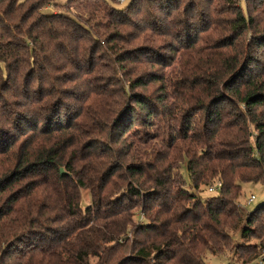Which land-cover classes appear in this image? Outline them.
Here are the masks:
<instances>
[{
    "label": "trees",
    "instance_id": "obj_1",
    "mask_svg": "<svg viewBox=\"0 0 264 264\" xmlns=\"http://www.w3.org/2000/svg\"><path fill=\"white\" fill-rule=\"evenodd\" d=\"M125 1L116 7L115 0H68L65 5L79 11L73 17L42 11L57 0H0V264H207V252L246 264L264 250V202L249 212L238 203L244 183L264 180V60L246 53L243 34L248 27L258 47L264 45V17L256 20L245 6H235L229 26L236 37L232 32L213 46L208 33L204 43L211 48L200 58L191 48L161 59L154 48L117 47L116 83L105 82L91 102L95 108L84 109L75 102L89 99L86 82L97 94L90 77L100 70L97 62L83 63L88 46H97L95 56L112 40L131 41L120 27H138L130 15L144 0ZM154 1L160 2L155 12L145 9L154 34L142 41H164L160 37H173L177 25L203 21L205 13L206 31L215 27V0L205 2L209 12L201 0ZM169 59L168 75L146 72ZM75 80L80 89L71 86ZM155 81L163 95L158 108L133 92ZM108 84L118 93L107 94ZM121 102L132 104L116 116L130 134L135 106L146 119L156 112L168 119L171 127L165 131L161 124L157 136L164 151L116 154L109 143L77 154L83 126L75 127L76 118L98 120L105 131V119ZM171 121L184 128H172ZM184 162L191 190L179 169ZM61 167L66 172L60 174ZM217 180L216 194L201 199L199 190ZM82 188L91 195L85 208Z\"/></svg>",
    "mask_w": 264,
    "mask_h": 264
},
{
    "label": "rangeland",
    "instance_id": "obj_2",
    "mask_svg": "<svg viewBox=\"0 0 264 264\" xmlns=\"http://www.w3.org/2000/svg\"><path fill=\"white\" fill-rule=\"evenodd\" d=\"M68 0H57L58 5H48L42 8V11L44 12H63V13H70L73 17L75 16V12L79 13V11L75 8V5L72 3V5L66 6ZM184 2H187L188 0H183ZM208 0H201L204 6V9L206 12H209L208 5L205 3ZM127 3V1L119 2L118 0H115L114 5L116 7H122ZM156 4H160V2H155L154 0H144L143 9L141 10H135L133 13H131V17L134 20V22L138 25V27H120L122 32L120 33L123 35V37L128 40L131 39L129 43L123 42V41H111L108 44H103V47H107L108 49H104V51L100 50L94 54L92 52L97 51V46L94 45L92 49L90 50L89 46L85 54L83 55V63L84 65H88L91 62H97L100 66V70L95 72L93 75H91L90 80L94 85H97L96 92L97 94L91 93V87L90 83L86 82L84 83L82 89L87 93V98H82L81 100L76 101L75 104L86 109L87 106L89 108H95L91 102L92 100L99 98L100 90L105 85V82H111L116 83L114 81V77L116 75H119L117 71L118 63H116V58L113 57V51L117 47H119V52L125 50H131L135 49L139 46L144 47H150L157 50V55L161 57V59H165L171 56H175L176 52L179 50V54L177 56H181L184 53L189 52L191 50L194 53L195 58H200L203 54L210 51V45H207L204 43L207 34H211L213 42L215 44L213 46H218L219 43L225 39H227L231 33L233 32V27L229 26V20L230 18H236L235 15H232L236 9L235 6L242 5L247 8V10L252 14L253 18L256 20H260V18L263 16L264 13H259L261 9L264 8V0H215L214 6L217 8L216 12H212L210 9V20L213 23L215 21V27H220L223 29H226V31H218L214 32L213 27L212 29H207L206 25L208 22V18L206 17V14H204L203 21H196L194 19H186V24L184 27H181L180 25H177L175 27V31L171 34H175L173 37L167 35L165 37H160L161 39H164V41L157 40L153 44L147 43L145 40H143L144 36L151 37L154 33L151 31L150 27L145 22V14H146V8L151 10L152 12H155V6ZM164 5H167L164 3ZM257 8V9H255ZM207 20V21H206ZM158 31V30H157ZM187 31V34L185 32ZM156 33V30H154ZM161 32H164V30H161ZM140 34V38L133 39L134 34ZM170 34V35H171ZM245 38H246V44L248 45L246 49V53L250 50L252 52V56H257L264 60V45L259 46L257 45V40H255L256 36L255 32L252 30H249L248 27L244 29L243 32ZM166 35V34H165ZM235 36L236 34L233 32L231 36ZM194 43V45H193ZM251 48V49H250ZM186 49V51L182 50ZM235 50V49H234ZM92 51V52H91ZM204 51V52H203ZM203 52V53H202ZM82 57V58H83ZM97 57V58H96ZM82 63V62H81ZM169 64V65H168ZM168 64L164 66H155L154 68L151 65H148L146 68V72L153 71L156 73H166L168 75L171 72V66L172 61L169 59ZM130 65V64H129ZM66 72H71V69H65ZM64 72V71H62ZM141 75V74H139ZM120 80L122 82H125L127 77L126 76H119ZM74 87H77L80 89L81 84L75 80L72 81ZM183 82V80H181ZM64 86H67V83H65ZM158 82H152L150 84H147V86H138L135 89H133V92L137 94L139 97H146L148 101L150 102L151 106L154 108H158V100L159 97L163 96L161 91H158ZM118 89L114 87V84H108V92L111 96H114ZM62 97L63 95L60 94ZM60 96V98H62ZM115 99V98H114ZM8 101H13V97L8 94L7 97ZM68 104H73V101L71 99H66ZM123 105V106H122ZM115 114L111 116V118L105 119L108 123L107 128L105 131L98 130L96 126V122L90 121L86 119L84 116H81L79 118H76V126L77 128H83L81 130V134L79 135L80 139L77 141L74 146V150L76 148L77 154H86L87 152L91 151V146L99 145V146H107L109 143L115 148L114 153L116 154H123L124 152L130 150L131 153L133 151L137 152L141 157H144L143 152H149L153 148L157 152H162L164 149L159 146V139L157 136L159 135L160 128L159 126L162 124L165 128V131H168L169 128L166 129V126H170L168 124V119L162 118V115L158 112H156L153 116L147 117L145 112L139 109L138 107H134L133 111V121L131 123H134L133 126L130 128V130H134L131 134L129 132V129H126V127H120L117 124V115L120 110V112H125L128 110V106L132 107V104L130 102H121L119 104L115 105ZM83 110V109H82ZM183 112L177 111V115L181 118ZM192 114V113H188ZM199 113H197L198 115ZM1 117V115H0ZM2 118V117H1ZM167 120V122H165ZM102 124H105L104 121L101 122ZM170 124L173 125L172 128L174 129H183L184 126L181 124V121L174 122L171 121ZM171 127V126H170ZM175 131H172V133H166L164 135V141L165 144H169L171 142L170 136L171 134H174ZM177 133V132H176ZM113 140H117V144H112ZM161 140V139H160ZM109 145V146H111ZM154 145H157L155 147ZM63 170V173L66 172L63 167H61ZM180 171L182 174V177L185 181V187L187 189H190V180L188 178L187 169L185 162L181 164ZM217 191H208L206 187H202L199 192L198 196L201 199H204L208 196L215 195ZM81 194V205L83 208L91 203V195L88 189L82 188L80 189ZM250 194H253L255 198L249 202L248 197ZM264 202V180L260 182H249L244 183L242 188V194L238 198V203L242 206L243 210L246 212H249L253 210L257 205ZM234 240L236 242H239L241 238L239 237L238 232H234L233 234ZM231 258L228 256V254H215L211 252L206 253V262L207 264H228L230 263ZM243 264V263H239ZM245 264V263H244ZM248 264V263H246Z\"/></svg>",
    "mask_w": 264,
    "mask_h": 264
},
{
    "label": "built area",
    "instance_id": "obj_3",
    "mask_svg": "<svg viewBox=\"0 0 264 264\" xmlns=\"http://www.w3.org/2000/svg\"><path fill=\"white\" fill-rule=\"evenodd\" d=\"M118 1L123 2L125 0H118ZM220 187H221V181L217 180L214 183H211L208 186H206V189L208 191H218ZM254 198L255 196L253 194H250V196L248 197V201L251 202ZM249 264H264V250H262L261 255L256 260H253Z\"/></svg>",
    "mask_w": 264,
    "mask_h": 264
},
{
    "label": "crops",
    "instance_id": "obj_4",
    "mask_svg": "<svg viewBox=\"0 0 264 264\" xmlns=\"http://www.w3.org/2000/svg\"><path fill=\"white\" fill-rule=\"evenodd\" d=\"M228 264H239V263H234L233 260H230V263H228ZM248 264H249V263H248Z\"/></svg>",
    "mask_w": 264,
    "mask_h": 264
},
{
    "label": "water",
    "instance_id": "obj_5",
    "mask_svg": "<svg viewBox=\"0 0 264 264\" xmlns=\"http://www.w3.org/2000/svg\"><path fill=\"white\" fill-rule=\"evenodd\" d=\"M63 173V170H62V168H60V174H62Z\"/></svg>",
    "mask_w": 264,
    "mask_h": 264
}]
</instances>
